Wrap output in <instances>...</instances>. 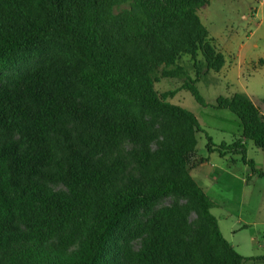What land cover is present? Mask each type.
<instances>
[{
	"label": "trees",
	"instance_id": "trees-1",
	"mask_svg": "<svg viewBox=\"0 0 264 264\" xmlns=\"http://www.w3.org/2000/svg\"><path fill=\"white\" fill-rule=\"evenodd\" d=\"M208 3L0 0V264H264L223 237L190 175L204 131L154 88L184 78L206 106L199 57L206 71L225 62L197 15ZM213 108L240 132L219 145L205 134L207 152L241 154L263 178L241 143L264 150L257 106L235 93Z\"/></svg>",
	"mask_w": 264,
	"mask_h": 264
},
{
	"label": "rangeland",
	"instance_id": "rangeland-1",
	"mask_svg": "<svg viewBox=\"0 0 264 264\" xmlns=\"http://www.w3.org/2000/svg\"><path fill=\"white\" fill-rule=\"evenodd\" d=\"M197 15L225 61L220 71H206L199 57L201 78L195 86L206 106L199 105L189 91L181 89L184 78L160 79L154 88L159 94L175 91L168 101L193 113L204 131L196 134V151L191 162L198 164L204 159L208 164L200 166L196 172L192 171L191 176L214 203L211 213L217 219L224 238L239 255L262 257L264 177H257L243 163L241 154L230 153L220 157L217 152L208 153L205 134L216 145L230 144L238 136L236 117L227 110L213 108L218 97L243 93L264 117V0H209ZM178 64L187 76L195 78L189 57L183 56ZM245 157L264 171V150L248 142ZM210 173L215 179L207 177ZM53 188L56 191L63 189L61 185ZM171 202L166 198L159 207L168 206ZM133 247L136 249L138 242L134 241Z\"/></svg>",
	"mask_w": 264,
	"mask_h": 264
},
{
	"label": "crops",
	"instance_id": "crops-1",
	"mask_svg": "<svg viewBox=\"0 0 264 264\" xmlns=\"http://www.w3.org/2000/svg\"><path fill=\"white\" fill-rule=\"evenodd\" d=\"M235 116V115H234ZM196 117V116H195ZM236 117V116H235ZM197 119V118H196ZM237 119V118H236ZM238 120V119H237ZM198 121V120H197ZM199 123V122H198ZM200 125V124H199ZM237 126H238V131H237V135L239 134V132H240V123H239V121H238V124H237ZM238 138V136L236 137V139ZM242 144H244V146H246L247 145V143L248 142H246V143H244L243 141L241 142ZM252 143V142H251ZM213 144H215V143H213ZM216 145V144H215ZM213 153V152H212ZM208 163L207 162H203V163H201V164H199V165H197V166H195V167H193L191 170H190V175H191V172L192 171H197V169L200 167V166H203V165H207ZM259 168V167H258ZM201 175V174H200ZM192 177V176H191ZM207 177H210V178H212V179H215V177L214 176H212V173H210V174H208L207 175ZM258 177V176H257ZM193 178V177H192ZM194 180V179H193ZM195 181V180H194ZM248 181V180H247ZM196 182V181H195ZM198 185V184H197ZM199 186V185H198ZM200 187V186H199ZM202 189V188H201ZM203 190V189H202ZM205 193V192H204ZM206 194V193H205ZM218 222V221H217ZM218 226H219V223H218ZM219 229H220V226H219ZM221 231V230H220ZM222 233V232H221ZM223 235V234H222ZM224 237V236H223ZM232 246V245H231ZM233 247V246H232Z\"/></svg>",
	"mask_w": 264,
	"mask_h": 264
}]
</instances>
